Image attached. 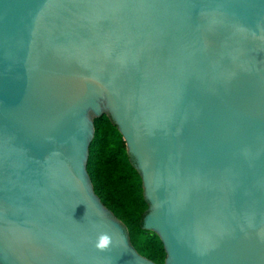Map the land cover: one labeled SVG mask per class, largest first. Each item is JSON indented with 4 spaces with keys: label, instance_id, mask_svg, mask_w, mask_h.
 <instances>
[{
    "label": "water",
    "instance_id": "1",
    "mask_svg": "<svg viewBox=\"0 0 264 264\" xmlns=\"http://www.w3.org/2000/svg\"><path fill=\"white\" fill-rule=\"evenodd\" d=\"M106 118L165 264H264V0H0V264H158L94 189Z\"/></svg>",
    "mask_w": 264,
    "mask_h": 264
},
{
    "label": "trees",
    "instance_id": "2",
    "mask_svg": "<svg viewBox=\"0 0 264 264\" xmlns=\"http://www.w3.org/2000/svg\"><path fill=\"white\" fill-rule=\"evenodd\" d=\"M94 122L95 134L92 147H89L87 169L96 193L115 215L125 220L130 240L135 247L132 240L138 235L142 244H147L155 252L164 253L166 256L156 232L144 229V217L149 207L143 179L137 173V166L127 152L123 135L111 124L110 118ZM99 164L105 165L108 171L100 169ZM110 175L124 187L125 192L116 186ZM136 249L139 250L137 247ZM143 255L156 261L152 255Z\"/></svg>",
    "mask_w": 264,
    "mask_h": 264
},
{
    "label": "rangeland",
    "instance_id": "3",
    "mask_svg": "<svg viewBox=\"0 0 264 264\" xmlns=\"http://www.w3.org/2000/svg\"><path fill=\"white\" fill-rule=\"evenodd\" d=\"M99 168L100 169H104L106 171H108V168L105 165L99 164ZM110 177L112 178L113 182L116 184V186L123 192H125L124 187L115 179L114 176L110 175ZM117 216V215H116ZM118 217V216H117ZM119 219H121L125 225L126 222L122 217H118ZM127 226V225H126ZM128 229V228H127ZM133 243L136 245V247L139 249L138 251H141L143 254L146 255H152L154 257V259L159 263V264H165V259L166 256L164 255V253H159V252H155L154 250H152V248L147 245V244H142L139 240L138 235H136L135 237H133Z\"/></svg>",
    "mask_w": 264,
    "mask_h": 264
},
{
    "label": "clouds",
    "instance_id": "4",
    "mask_svg": "<svg viewBox=\"0 0 264 264\" xmlns=\"http://www.w3.org/2000/svg\"><path fill=\"white\" fill-rule=\"evenodd\" d=\"M113 245V236L111 233L104 231L101 232L96 241H95V248L99 251H107Z\"/></svg>",
    "mask_w": 264,
    "mask_h": 264
}]
</instances>
